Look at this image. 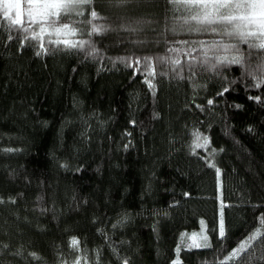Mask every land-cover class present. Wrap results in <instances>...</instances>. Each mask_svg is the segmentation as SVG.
Segmentation results:
<instances>
[{
	"label": "trees",
	"instance_id": "1",
	"mask_svg": "<svg viewBox=\"0 0 264 264\" xmlns=\"http://www.w3.org/2000/svg\"><path fill=\"white\" fill-rule=\"evenodd\" d=\"M82 11L75 41L97 55L49 43L27 15L9 27L0 9V264H264V86L246 71L264 49L210 48L237 40L182 28L171 0ZM219 55L244 63H202ZM193 233L211 246L189 249Z\"/></svg>",
	"mask_w": 264,
	"mask_h": 264
},
{
	"label": "snow or ice",
	"instance_id": "2",
	"mask_svg": "<svg viewBox=\"0 0 264 264\" xmlns=\"http://www.w3.org/2000/svg\"><path fill=\"white\" fill-rule=\"evenodd\" d=\"M128 0H109L110 5L114 7H123L126 5ZM171 2L176 5L179 4L180 7L184 9L187 13L189 19L183 20L181 27L189 32H212L221 36H227L230 39L237 40V44L233 43H216L213 42L210 48H223L225 51H238V43H246L250 48L264 49V42L253 43L252 39L264 41V0H171ZM93 0H26L27 4V15L31 19V23H40V32L45 31L44 22L50 27L55 28V33L59 37L64 35L65 37L74 36L78 34V29H76V22L71 19L72 15H84L83 9L85 6H90ZM20 0H0V9H2V16L4 19L9 21V27H15L21 24L20 18ZM13 9H16V18L12 19L10 13ZM37 17L41 18L38 20ZM92 20L86 21L87 23H92V21L98 19V13L93 10L91 11ZM67 20L68 22H62ZM43 21V22H42ZM60 25V27H56ZM105 25H93L89 35L102 34L106 31ZM51 35V33H49ZM12 37H9L11 39ZM40 34H34L32 37H26L25 42L28 39L38 40ZM49 43H54L56 45H63L67 49H86L91 48L92 51L90 55H97V52L93 45L88 41H73L69 38L57 39L55 41H49ZM187 43V41H184ZM202 43V42H198ZM203 46V45H202ZM41 52H46L44 44L40 43ZM40 53L38 52L37 55ZM207 56V51L205 52ZM215 63H210L205 59L202 63L209 65L211 69L215 70L219 65L222 64H232V65H242L244 60L241 56H229V55H219L216 58ZM139 63V61H137ZM179 64V61H175ZM247 74L253 76L256 80V87L264 86V63L256 65L254 68L246 69ZM259 73V75H257ZM153 72H149L148 76H153ZM149 87H153L151 81H147ZM228 91V89H224ZM223 95V93H220ZM259 100V97H256ZM212 104V101H208ZM202 141V142H201ZM208 138L206 136L202 137L200 134L196 135L194 141V148L207 147ZM214 151V150H213ZM209 167H215V164L210 163ZM216 175L219 181L221 175V170L216 168ZM185 195H188L185 193ZM223 207L221 205V218L219 222V237L223 239L226 235L223 221ZM261 224L264 225V218H261ZM202 233L206 231L203 227L204 222L201 221ZM193 233L190 239L192 243L188 245L189 249L192 248H208L211 245L208 243V237L204 234ZM182 236L185 234H181ZM259 236V232L247 238V240L242 241L237 249H233L229 256H236L238 253H243ZM202 241V242H201ZM79 244L77 238L73 237L71 240V245L76 248ZM179 247L177 251H179ZM34 258L35 253L32 254ZM75 264H80L79 259ZM122 264H130V262L125 259ZM172 264H179L178 260H173ZM226 264V262H222Z\"/></svg>",
	"mask_w": 264,
	"mask_h": 264
},
{
	"label": "rangeland",
	"instance_id": "3",
	"mask_svg": "<svg viewBox=\"0 0 264 264\" xmlns=\"http://www.w3.org/2000/svg\"><path fill=\"white\" fill-rule=\"evenodd\" d=\"M20 3H21V7H20V18H21V20L23 19V17L25 16V15H27V12L26 13H24L25 11H24V9H23V0H20ZM81 11H82V9H80ZM10 15H11V17H12V19H15L16 18V9H13L12 11H11V13H10ZM28 16V15H27ZM72 16H77V15H75V14H73ZM37 19L38 20H41V18H39V17H37ZM45 27V26H44ZM38 32L39 33H41L40 32V27H39V29H38ZM49 33H51V35H49ZM42 35H49V36H51V37H53V38H55V39H63V38H69V39H71V40H73V41H75V39H77L76 38V35H74V36H69V37H65L64 35H61V36H57L56 35V33H55V28L53 27V28H46L45 27V31L43 32V33H41ZM254 39V38H253ZM255 40V39H254ZM257 43H261V42H264V41H260V40H255ZM201 231H202V229H201ZM192 235H190V236H188L187 238L186 237H182L181 238V242L182 243H184L186 246H188V245H190L191 243H192V240L190 239V237H191ZM245 240H247V239H244V240H242V241H245ZM241 241V242H242ZM202 242V241H201ZM240 242V243H241ZM240 245V244H239ZM239 245L236 247V248H234V249H237L238 247H239ZM233 251V250H232ZM232 251L230 252V254L232 253ZM230 254L228 255V257L230 256ZM239 254V253H238ZM238 254L236 255V256H233V257H231V258H234V257H237L238 256Z\"/></svg>",
	"mask_w": 264,
	"mask_h": 264
}]
</instances>
